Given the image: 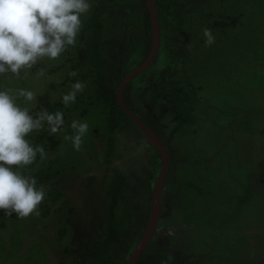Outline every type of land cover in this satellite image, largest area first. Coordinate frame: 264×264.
Masks as SVG:
<instances>
[{
	"label": "rangeland",
	"instance_id": "1",
	"mask_svg": "<svg viewBox=\"0 0 264 264\" xmlns=\"http://www.w3.org/2000/svg\"><path fill=\"white\" fill-rule=\"evenodd\" d=\"M160 1L159 53L147 70L133 78L132 100L151 112L150 90L168 87L174 79L198 87L201 100L194 106L191 124L178 122L173 111L161 117L166 127L164 139L173 154L169 175L173 189L167 197L171 212L167 207L168 211L160 213L161 222L146 249L152 252L167 244L164 234L169 231L175 242L164 246L186 257L187 264H264V0ZM164 4L183 9L185 23L180 25L178 19L167 16ZM111 6L102 37L108 44L109 82L118 86L126 58L137 49L134 42L143 33L144 4L142 0H113ZM191 8L194 10L188 12ZM225 14L239 17V21L229 28L214 27L224 21ZM205 28L215 38L210 46L205 44ZM68 60L67 54H61L58 60L45 58L37 63L36 68H44L46 75L37 77L32 68L28 71L33 76L32 90L47 83V91L41 93L46 100L58 97L55 89L70 90L72 83L64 85L62 81ZM58 66L64 70L52 71L55 74L49 76L48 72ZM163 68L168 72L161 81ZM76 71L77 80L87 87L76 97L78 107L73 103L69 112L74 119L87 121L89 131L81 150L76 151L71 140L64 139L73 134L67 121L65 130L48 140L60 142L45 150L47 159L17 166L23 170L47 163L53 171L58 168L48 190L59 188L60 196L48 201L49 212L41 218L45 202L37 206L38 214L25 218L14 212L9 216L0 209V264H89L84 251L94 248L95 240L103 235L106 211L101 199L109 186L104 179L110 172L106 169L114 164L130 179L128 211L133 224H122L125 248L139 209L148 203L146 178L152 164V142L132 128L119 132L117 141L111 143L103 115L80 117L92 88L80 75L83 72ZM11 75L6 76L7 82ZM22 85L25 82L19 78L8 84L13 89ZM40 99L38 95L34 103ZM165 100L158 105L161 111ZM95 127L99 138L93 133ZM44 130L49 134L47 125ZM108 153L111 161L105 158ZM92 174L97 179L89 187L86 181ZM125 207L118 209L119 218ZM112 250L113 258L120 262L125 251Z\"/></svg>",
	"mask_w": 264,
	"mask_h": 264
},
{
	"label": "trees",
	"instance_id": "2",
	"mask_svg": "<svg viewBox=\"0 0 264 264\" xmlns=\"http://www.w3.org/2000/svg\"><path fill=\"white\" fill-rule=\"evenodd\" d=\"M144 4V19L142 25V36L137 39L134 43L136 44L135 47L137 49L126 58L124 66L121 71V75L118 79V86L120 85L123 78L132 70L136 69L140 65H142L150 56L152 44H153V29H152V20L151 14L148 10L146 0H142ZM113 0H91V9L90 11L84 16L83 27L80 34L77 37V44L75 47H69L67 51L63 52L62 54L68 55V61L70 62L69 65L64 69L62 66H58L56 68H52L50 73L48 72L49 76L53 75L55 71L64 70L65 71V79L63 78L64 85L70 82V84L77 81V77H70L68 73L70 71L81 70L83 73L82 78L91 86L92 90L89 89L90 94H87L90 100H87L88 105L84 107L80 117H86L91 113H97L99 115H103L105 119V125L107 127V131L109 132V142L115 143L117 141V137L119 132H124L127 129H137L136 125L132 121V119L125 113L122 109L120 104L118 103L116 90L118 86H115L113 83L109 82V73H108V62L109 59L107 57V47L108 44L106 40L103 39V32L106 25L107 15L113 10L112 8ZM155 5L157 8V12L159 15V20L161 23V1L155 0ZM164 7L165 13L167 16L171 17L172 19H178V24L183 25L185 23V17L183 15V9L181 8H172L168 4L162 5ZM110 10V11H109ZM194 9H188V12L193 11ZM109 12V13H108ZM216 16V15H215ZM239 21V17H233L229 15H224L223 22H217V24H213L216 28H229L231 26H235L236 23ZM133 43V45H134ZM157 58L155 59V61ZM67 65V63H65ZM35 74L39 70L34 66L31 69ZM53 71V72H52ZM168 72L167 68L161 69L159 73V80H164L166 73ZM10 74V73H9ZM7 74V75H9ZM7 75L0 78V86L3 85L4 88H10L8 86L9 82H14V76L11 77L10 81L7 82ZM20 80L25 82V85H22L20 88H26L32 90V83H33V76H24L21 73ZM4 83V84H3ZM181 80L174 79L170 81L168 87L159 86L150 90V94L148 95L149 100L151 102V107L153 110L151 112L146 111L142 108V104H138L132 100V91H133V80H131L124 89V100L129 107V109L134 112L143 122H145L151 129H153L164 141H165V124L161 120V117L164 113L167 112H174L176 117H174L178 122L182 124L188 123L191 124L190 121L194 119V106L198 104L201 100L200 96H198L197 91L198 87L190 86L189 84L185 85L182 84ZM31 84V85H30ZM63 85V86H64ZM20 86V85H19ZM48 84H42L40 89L33 90L40 96V101L35 104L33 112H38L41 109H47L49 112L54 113L55 111L59 110L64 113L65 124L63 126V130H65L67 121L68 126L71 125L73 117L70 116V112L72 110L73 104L65 107L62 103V96L66 94L69 90L66 88L62 89H53L54 93L56 92V97L53 99L46 100L45 96L41 93L42 91H47ZM55 88V87H54ZM79 95H77V98ZM166 99V100H165ZM161 100H165L164 106H162V111L158 109V105ZM75 107H78V104L74 103ZM159 112V115L156 116L155 113ZM168 114V113H167ZM78 116V117H79ZM77 117V118H78ZM46 125V124H45ZM45 127V126H44ZM181 127H179L180 129ZM62 130V131H63ZM107 132V134H108ZM140 132V130H139ZM61 133V131H60ZM93 133L96 137L99 138L100 131L98 128H94ZM142 133V132H141ZM56 134H59L56 133ZM116 138V139H115ZM165 138V139H164ZM25 139L29 140L32 146L42 145L45 150H48L49 146L58 144L60 140L54 141L53 143L48 142L49 139L53 138L51 135L48 134L42 129V131H33L31 134L29 133ZM166 143V142H165ZM167 147L169 148L171 154V167L168 173V181L165 185L163 190V197L161 213L169 209L171 212L170 205L167 201V197L169 196L168 191L173 189V185L171 181H169V175L172 171V162H173V154L172 149L169 146V143H166ZM153 149V156H152V164L147 169V185H148V203L143 205L137 214V222L136 225L133 226V233L130 237L129 244L125 248L124 245L121 243L122 239V224L125 221L133 224V220L131 218L132 213L128 211V204L130 201L128 200V188L130 185L129 176L124 174V172L118 169L117 165L108 167L110 172L104 173L105 179L104 181H109L108 190L104 199H101L102 203L105 205V215L103 217L104 222V232L100 238H97L94 242L95 247L88 248L86 256L89 260V264H127L130 256L132 255L135 247L139 243L147 225L149 222L150 217V209H151V200H152V193L154 183L160 173L162 160L161 154L157 147L152 144ZM110 151V150H108ZM106 157H109L106 158ZM112 155L108 153L106 154L105 158L110 160ZM39 154L36 157V160L40 161ZM111 161V160H110ZM42 162V161H41ZM97 165V169L99 168V163L95 161ZM46 165V166H45ZM43 167H33L32 168H24L21 171L29 170L27 174L33 176L37 180V186L43 185L46 189V196L45 199L41 202H45L46 204L43 205L42 209L40 210V218L43 216L42 213H48L49 208L46 210V205L49 200L55 201L60 195V189H51L48 190V184L51 181V178L54 175H57L58 168L52 170V166L45 163ZM110 166V165H109ZM14 169L18 168L17 165L11 166ZM20 169V168H19ZM99 170V169H98ZM110 173V174H109ZM25 174V175H27ZM108 174V176H107ZM97 179L96 175L92 174L87 177L86 183L88 186H92V184ZM55 182V181H54ZM51 184V183H50ZM46 185V186H45ZM87 186V185H86ZM56 191V192H55ZM53 195V196H52ZM126 205L124 214L119 218L118 217V209L122 206ZM168 211V210H167ZM39 216V215H38ZM47 216V215H46ZM44 218H47V217ZM161 222V220H158ZM174 225V224H173ZM158 229V228H157ZM158 231V230H157ZM174 234L167 231L164 234L165 239H168L167 244H162L163 246H158L154 251L148 252L147 246L143 250L142 254L139 256L138 261L136 264H187L186 257H179L175 250L169 247H165L164 245H169L174 240ZM151 240V239H150ZM148 245V244H147ZM112 247H116L118 249H122L125 251L124 257L120 258V262L116 261L113 258ZM92 257V258H90Z\"/></svg>",
	"mask_w": 264,
	"mask_h": 264
},
{
	"label": "clouds",
	"instance_id": "3",
	"mask_svg": "<svg viewBox=\"0 0 264 264\" xmlns=\"http://www.w3.org/2000/svg\"><path fill=\"white\" fill-rule=\"evenodd\" d=\"M91 6V0H0V76L10 73L20 78L23 72L26 77L40 61L58 60L69 47H75L82 17ZM203 34L207 46L215 42L210 29H203ZM36 75L44 77L46 70L40 68ZM68 75L76 77L78 72L73 70ZM86 87L80 80L71 84L61 98L65 107L75 103ZM38 94L26 88L0 89V209L19 218L38 214L37 206L46 196L45 187H38L35 177L11 167L31 165L38 154L47 159L44 147L32 146L25 137L41 131L45 124L49 135L56 134L65 124L62 111L33 112ZM70 127L73 134L64 139L71 140L74 150L80 151L89 124L73 119Z\"/></svg>",
	"mask_w": 264,
	"mask_h": 264
},
{
	"label": "water",
	"instance_id": "4",
	"mask_svg": "<svg viewBox=\"0 0 264 264\" xmlns=\"http://www.w3.org/2000/svg\"><path fill=\"white\" fill-rule=\"evenodd\" d=\"M148 10L151 14L152 20V29H153V44L149 58L139 67L129 72L121 81L120 85L116 90L118 103L125 111V113L132 119L136 127L146 135L149 140L154 144L159 153L161 154V170L154 183L152 200H151V209L148 225L139 241L135 247L132 255L130 256L127 264H136L139 259V256L142 254L143 250L147 246L148 242L153 236L154 230L157 226L159 215L161 213L162 207V197L165 184L167 182L168 173L171 167V154L169 148L167 147L165 141L145 122H143L134 112H132L127 106L124 100V89L126 85L137 75L144 72L149 68L155 61L157 54L160 49L161 42V26L157 8L155 5V0H146Z\"/></svg>",
	"mask_w": 264,
	"mask_h": 264
}]
</instances>
